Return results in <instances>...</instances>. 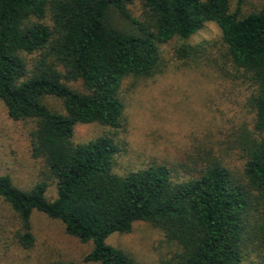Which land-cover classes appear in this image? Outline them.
<instances>
[{"label":"trees","instance_id":"1","mask_svg":"<svg viewBox=\"0 0 264 264\" xmlns=\"http://www.w3.org/2000/svg\"><path fill=\"white\" fill-rule=\"evenodd\" d=\"M141 1L143 18L130 0H0V98L14 120L35 121L32 155L58 185L49 199L45 181L25 190L0 175V197L22 223L19 239L33 244L31 216L39 210L93 242L87 261L139 264L107 238L147 221L177 245L163 264H264L250 258L264 249V4L244 14V0L235 9L231 0ZM208 21L222 31L223 67L229 63L250 88L244 107L251 120L235 146L241 166L212 152L195 170L157 163L120 174L122 146L114 137L74 141L79 123L120 127L124 79L155 75L161 45L188 39ZM176 52L187 58L193 48ZM72 81H82L84 91ZM50 96L65 110L53 109Z\"/></svg>","mask_w":264,"mask_h":264},{"label":"rangeland","instance_id":"2","mask_svg":"<svg viewBox=\"0 0 264 264\" xmlns=\"http://www.w3.org/2000/svg\"><path fill=\"white\" fill-rule=\"evenodd\" d=\"M231 1L235 9L238 0ZM263 4L264 0H244L242 13L256 11ZM128 7L133 15L143 18L141 0H130ZM182 45L193 48L187 58L177 55L176 50ZM224 53L222 31L214 21L206 22L188 39L174 38L162 44V64L155 75L128 76L122 83V125L79 123L74 141L85 142L102 135L114 137L122 146L115 165L120 174L157 163L195 170L212 152L226 157L232 167L241 166L235 146L244 121L251 120L244 107L250 88L229 63L223 67ZM70 84L84 91L82 81ZM47 102L53 109L65 110L58 98L50 96ZM34 128L33 120L10 117L0 98V175L9 174L25 190L45 181L46 195L53 199L58 193L57 180L50 175L43 159L32 155ZM19 232H23V227L18 213L0 197V264H99L85 259L93 249L92 241L69 234L61 220L42 211L34 210L31 216V246L22 244ZM107 242L125 250L139 264H163L177 249L161 229L147 221L135 222L129 233H113ZM250 256L262 260L264 249H254Z\"/></svg>","mask_w":264,"mask_h":264}]
</instances>
